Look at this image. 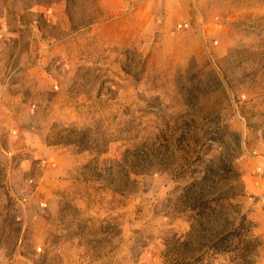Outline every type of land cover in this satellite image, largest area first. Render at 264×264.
Wrapping results in <instances>:
<instances>
[{
  "label": "rangeland",
  "instance_id": "obj_1",
  "mask_svg": "<svg viewBox=\"0 0 264 264\" xmlns=\"http://www.w3.org/2000/svg\"><path fill=\"white\" fill-rule=\"evenodd\" d=\"M0 264H264V0H0Z\"/></svg>",
  "mask_w": 264,
  "mask_h": 264
}]
</instances>
